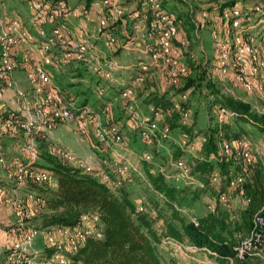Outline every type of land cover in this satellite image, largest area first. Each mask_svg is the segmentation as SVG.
Segmentation results:
<instances>
[{
    "label": "built area",
    "instance_id": "2783aa9c",
    "mask_svg": "<svg viewBox=\"0 0 264 264\" xmlns=\"http://www.w3.org/2000/svg\"><path fill=\"white\" fill-rule=\"evenodd\" d=\"M26 1L32 13L35 34L22 23L6 21L0 16V109L5 107L10 114L3 123V128L4 131H10L16 139L20 137L24 139L21 151L26 159L25 161L15 159L8 164L0 146V166L8 168V173L12 172L15 183L12 193L24 190L26 194V199L20 200L11 195L6 186L0 184V205L13 208L16 217L14 224L4 226L2 223L5 238L0 237V245H5L7 250L6 264H66L61 245L57 244L52 236L48 241L53 250L49 258L43 257L42 252H30L32 242L40 231L26 228L27 221L33 216L31 209L28 208V202L34 200L40 205L43 199L29 189L28 179L33 172V181L36 184L47 182L50 186H55L49 171L34 167V163L40 157L38 138L48 141V136L56 124L73 119L82 134H87V131L93 128L94 135L103 148L102 151L109 156L100 159L97 168L89 161L79 160L66 147L53 145L51 151L61 159L76 164L86 173L99 175L101 181L111 190L123 187V177L127 175L130 165L125 164L124 155L118 152L119 149L124 150L125 146L120 129L111 123L107 127H102L100 122V118L111 111V102L107 100V88L99 85L94 89V94L104 100L98 111L89 108L88 105H76L53 81L49 69L63 70L71 63L82 64L96 78L113 81L114 75L123 66L118 60L107 58L95 50L92 40L101 41L104 47L112 49L118 45L114 28L119 24L124 26L127 20L131 23L132 33L127 35L124 43L118 47L124 51L135 49L147 59H140L139 67L142 72L136 75L133 83L120 91L119 97L123 101L131 103L136 99V85L144 80L147 71L165 67L170 70L173 82L177 83L179 77L186 74V69L179 66L172 57L178 38V27L175 17L164 9L160 0H133L141 2L142 10H134L132 14L126 12L119 0H92L89 5L80 9L72 8L66 0ZM223 5L218 6L221 12L219 21L223 24L221 26H224L223 36L219 38L216 33L213 35L218 55L219 76L225 80L231 79L247 95L259 96L264 104V27L255 30L256 32L252 27V24L258 23L264 16V13L262 14L264 7L253 4L254 8L247 11L242 8L240 2L228 3L226 7ZM97 12H101V15L91 30L83 26L71 28L67 25L71 20L91 22ZM258 13L261 14L260 17L254 20L253 17ZM202 17L207 18L208 13L204 11ZM47 26H51L50 30H47ZM138 41L142 44L139 48L136 46ZM179 43L183 48L189 46L187 37L180 39ZM21 48L27 50L21 55L20 61L16 53ZM20 62L26 65V79L33 90V100H28L26 92L16 85L14 74L20 67ZM186 97L182 95L181 100L184 101ZM175 108H179L178 103L175 104ZM150 111L156 115L159 113L155 112L153 107H150ZM129 113L135 118L132 106H129ZM232 116L233 113L229 110H219L220 122L228 121L227 119ZM187 118L188 113H183V123ZM142 134L146 139L154 135L167 138L170 129L167 126L160 128L158 123L157 126L151 123ZM3 135L4 132L0 130V138ZM237 147L242 159L250 165L252 163L250 144L240 141ZM255 150H264V142L255 147ZM229 151L230 146L223 145V154H228ZM127 152L125 150V157ZM177 160L175 163L181 166L182 175L189 176V179L194 181L192 185L194 184L195 188L203 187L192 175L191 170ZM218 178L216 173L212 181L216 183ZM243 180L241 175L235 177L230 181V188L238 187ZM230 197L221 196L220 205L223 208H231ZM139 211L144 212L145 209L140 207ZM215 211L216 209L212 212ZM252 222L251 230L247 236L239 240L235 248V256L240 262L247 255L250 258H264V215L256 214ZM194 224L198 223L194 221ZM101 229L99 215L92 213L83 215L79 225L73 229L58 228L55 231L61 235L72 234L75 239V246L72 248L74 251L87 237L100 238ZM193 248L194 252L203 250L214 258L218 257L216 253L206 248Z\"/></svg>",
    "mask_w": 264,
    "mask_h": 264
},
{
    "label": "trees",
    "instance_id": "16d2710c",
    "mask_svg": "<svg viewBox=\"0 0 264 264\" xmlns=\"http://www.w3.org/2000/svg\"><path fill=\"white\" fill-rule=\"evenodd\" d=\"M91 1L88 0L87 5ZM176 1L182 5L185 2ZM169 13L175 17L178 27L175 43L180 45V38L188 37V31L185 32L184 28L187 26L194 29V18L188 12L174 14L173 10ZM186 64L188 74L190 69L197 71L198 67L191 61ZM198 71L202 73L201 67ZM69 75H73L79 82H68L66 86H60L64 89L76 87L79 95H89L91 91L84 84V80L89 77L85 66L71 63L66 73V76ZM203 84L208 90L207 96L213 99L212 104L217 105L219 110H229L233 116L229 121L216 122L207 128L203 133L200 157L189 166L192 175L203 185L195 188L192 199L198 200L203 193H209L216 204V211L199 218L197 225L175 208L176 204L185 201L189 191L169 185L162 174H153L148 165L144 164L147 177L165 200L161 203L153 200L148 211L140 212L128 190L122 188L116 192L109 189L100 177L86 173L76 164L56 156L51 151V145L38 138L40 157L34 167L49 171L55 186L47 182L36 184L33 172L28 179L29 189L43 199L40 205L37 204L42 209L34 216L40 221V227L35 229L49 232L58 228L73 229L79 225L83 215L92 213L99 215L102 225L101 237H87L77 250L68 254V264H164L157 251L163 238L188 243L199 249L206 248L218 255L216 261L219 264H249L236 258L235 248L239 240L251 230L254 216L258 213L264 215V150L256 151L253 148L264 142V112L254 110L249 102L223 93L210 79L204 82L201 78L187 81L183 89L178 90L172 98L169 97L170 92L148 93L146 102L161 114L163 127L167 126L171 131L179 128L183 135L192 140L195 136L193 124L183 123V113L188 112V106L181 100V96L186 95L189 89L203 87ZM176 103L179 104L178 109L175 108ZM9 115L7 108L0 109V130L4 132L0 141L3 138L16 139L3 128ZM255 137L259 142L254 145L252 141ZM240 141H246L251 146L250 165L241 157L237 147ZM223 145L230 146L228 154H223ZM183 155V150L175 146L173 159H180ZM216 173L219 178L214 183L212 178ZM240 175L244 179L243 183L231 189L230 181ZM233 194L241 196L243 206L223 209L220 205L221 196ZM152 210L156 211V216L151 214ZM160 220L163 223L161 232L156 228V222ZM3 249L7 254L6 247ZM52 252L48 248V255Z\"/></svg>",
    "mask_w": 264,
    "mask_h": 264
},
{
    "label": "rangeland",
    "instance_id": "374dc122",
    "mask_svg": "<svg viewBox=\"0 0 264 264\" xmlns=\"http://www.w3.org/2000/svg\"><path fill=\"white\" fill-rule=\"evenodd\" d=\"M66 1L72 8L78 6L75 5L76 3L73 1H77L81 4H87L88 2V0ZM160 1H162L166 11L173 12L174 10V14H176V12L185 14L188 12L191 17L193 16V20L195 21L194 29L188 28L187 26L185 28L182 27L184 28L185 32L186 30L188 31L189 35L187 34V38L189 40V46L183 48L176 44L175 49L172 52V57L174 60L176 59L179 66L186 69L187 74H185L186 76L184 78L180 76L177 83L173 82L170 70L166 69L165 67H162L161 69H152L147 71L144 74V80L136 85V99L133 102L130 103L123 101V99L119 97L120 91L130 83H133L136 75L142 72L139 67V62L140 59L146 58V56L135 49L131 51H124L118 47L124 43L127 35L132 33L131 23L128 20L124 26L119 24L113 30L115 36L118 39L117 46H114L112 49H107L103 45L93 43L95 46L97 44L99 52H101L103 56L118 60L123 68L114 75V80L109 82L96 78L85 67L87 69V73H89V77L88 80H84V84L86 85V88L91 91L89 95L88 93L86 95L88 99H86L84 95H79V90L76 89V87L64 89L60 86H66L68 82H73L74 84L79 82L77 78L72 77L73 75L66 76L68 67L63 70L49 69V72L51 73L53 81L63 89L66 96L71 98L76 103V105H88L89 108H92L95 111H98L101 108V104H103L102 101L104 100L99 99L94 94V89L99 85L107 88V100L111 102V111L109 112L110 114L102 116L100 118V122L103 125L102 127H107L111 123L120 129L125 146L123 148L124 150L119 149L118 152H120L121 155H124L125 164L130 165L127 175L123 177V187L119 189L115 188L113 191L118 192L122 188L128 190L131 200L138 207V210L140 207H143L145 212L148 211L150 208L149 205H151L153 200H157L159 203L164 202V196L158 194L147 177L144 166L145 163L149 166L153 174L160 173L164 175L165 180L169 185L180 190L185 189L186 191H189L185 201L182 204H176L175 208L190 222L194 223V221L197 222L199 218L211 213L215 209L216 204L213 197L209 195V193H203L201 197L198 198V200L192 199V193L195 191L194 184L192 185L194 181L189 179V176L187 177L186 175H182V171L180 170L181 166L178 163H175L176 161L173 159V154L175 152V146L182 149L184 155L177 161L187 166L188 170H190V164L193 163L195 159L200 157L201 147L204 143L203 133L209 126H213L216 124V122H220L219 109L217 105L215 106L212 104L213 99H210L207 96L208 90L204 85L206 83H204L203 87L199 89H189L186 93L187 97L183 101L188 106V118L184 124H193V134L195 135L193 139L189 140V137L183 135L179 128H176L172 131L170 130V134L167 138H161L159 135H154V137L146 139L142 133L147 128H149L151 123H155L156 126L158 123L160 128H163V118L161 114L158 113V115H156L154 112L150 111V107L146 102V96L151 92H157L159 94L170 92L169 97L172 98L173 95L175 96L177 94L176 92L178 90L183 89L187 81L200 80L201 78V80L206 82L208 79H210L214 84H216L217 87L223 90V93L234 96L239 100L249 102L251 103L254 110L263 112L264 104L259 96L247 95L236 84H234L231 79L225 80L219 76L217 67L218 55L215 49V39L213 35L216 33L220 38L223 36L224 32V26H221L223 24H221L219 21V14L221 12L218 6L225 3L232 4L234 2H240L242 8L248 11L249 9L254 8L252 7L253 4H260L264 7V0H184L185 2H183V5L177 3L176 0ZM134 2L136 4L135 8L141 11V2ZM122 5L124 6V4ZM125 10L128 14H132L134 12L133 10L130 11L127 8H125ZM204 11L208 13L207 18L202 17V13ZM263 13L264 12H262V14ZM260 15L261 14L259 13L256 14L253 17L254 20L257 19L258 16L260 17ZM0 16L6 21H18L22 23L26 29L35 34V28L32 25V13L28 9L26 0H0ZM67 25L71 28H76L83 25L87 29L91 30L95 25V22H79L78 20H71L67 22ZM180 25L182 26V24ZM263 25L264 16L260 18L258 23L252 24L254 32H256L255 30H259L261 27H264ZM46 28L47 30H50L51 26H47ZM122 31H124V33ZM141 45L142 44L139 43V41L136 44L138 48ZM26 50V48H21L17 51V58H19L20 61L21 55ZM190 61L198 68L197 71H195V69H190L188 74L186 63H189ZM20 65L25 64L20 62ZM199 67H201L202 73L198 71ZM20 70L26 73V69L23 67L20 68ZM59 75L62 76L57 77ZM16 85L18 88H21L26 92L28 100L34 99L33 90L29 83L25 85L27 88H24L25 86H21V84H19L17 81ZM129 106L133 107L135 118L129 113ZM227 120L229 121L230 118ZM224 121L226 120H223L222 122ZM87 132V134H82L80 131H78L75 119L71 121L59 122L51 130L48 136L49 139L46 142L51 146L60 145L62 147H66L71 152H73L79 158V160L89 161L92 166H96L97 168L100 163V159L109 156L106 154V152L102 151L103 148L101 147V143H99L95 137L93 128H90ZM257 142L259 141H257L256 137L253 138L252 143L255 145ZM23 143L24 139L21 137L15 140L11 138L1 139L0 145L8 164H10L15 159L22 161L26 160L24 159L22 155L23 153L21 151V146L24 145ZM253 148L255 149V147ZM125 150L128 151L126 157ZM4 168L5 169H3V166H0V174L2 169L4 172L9 170L6 167ZM39 169L41 170V168ZM96 176L99 177V175ZM0 184L6 186L9 190V193L16 198L20 200L26 199L24 190H19L12 193L15 183L13 181L11 171L6 173V178L5 175H2V177L0 175ZM230 202L231 208L233 209L240 208L244 204L243 199L238 194H233L230 197ZM28 204V208L31 209L33 216L27 221L26 228H39L40 221L34 216H36L37 212H40L42 208L38 207L34 200L29 201ZM0 209V214L2 215V217H0V220H2V222H0V228L5 229L3 224L4 226L7 224H14L16 217L15 213L13 212V208L2 206ZM151 214L156 216V211L152 210ZM162 225L163 223L161 220L156 222V228L159 230V232H161ZM51 236L54 238L53 240H55L57 244L61 245L62 254H64L66 257V264H68V254L72 252V248L75 246V239L72 237V234L61 235L56 231H40V233L36 235L34 241L32 242L30 252H42L43 257L49 258L51 254L48 255L47 250L48 248L52 247V245L48 242ZM82 243L83 242H81L79 245ZM193 247L194 246L188 243H180L169 238H163L161 243L157 246V251L164 264H219L216 261L217 257L214 258L203 250L194 252ZM245 257L246 258L242 260V262H248L249 264H264V258H250L248 255ZM0 264H6V254L4 251L0 252Z\"/></svg>",
    "mask_w": 264,
    "mask_h": 264
},
{
    "label": "crops",
    "instance_id": "0c3cea01",
    "mask_svg": "<svg viewBox=\"0 0 264 264\" xmlns=\"http://www.w3.org/2000/svg\"><path fill=\"white\" fill-rule=\"evenodd\" d=\"M122 4H124V6H125V8H127V9H129L130 11L131 10H137L135 7H136V4H135V2L133 1V0H119ZM74 3H76L75 5H78L77 7H75L76 9H80V8H83L85 5H87V4H81V3H79V2H77V1H73ZM101 15V12H97V13H95L94 14V17H93V19H92V21L91 22H95L96 23V21H97V18L99 17ZM80 22V21H79ZM83 26V25H82ZM86 26V25H85ZM84 27V26H83ZM77 28V27H76ZM86 28V27H85ZM94 41V42H93ZM92 43H97V44H100V45H103L101 42H98V41H96V40H92ZM97 44H96V46L94 45V49L95 50H97V51H99V49H98V46H97ZM21 67H19V72H18V70H16V72H15V74H14V78H15V81H17L19 84H21V86H25L26 84H28L27 82V79H26V73L24 72V71H21L20 70V68H24V69H26L27 70V68L25 67V65H20ZM21 75V76H20ZM24 88H27V86H25ZM3 169H5L4 167H3ZM2 169V171H1V177H2V175H5V178H6V173L8 172L7 170L4 172V170ZM0 207H2V206H0ZM1 210V209H0ZM0 217H2V215L0 214ZM0 222H2V220H0ZM4 222V221H3ZM0 237H1V239H4L5 238V229H3V228H0ZM3 245H0V252L1 251H4V249H3Z\"/></svg>",
    "mask_w": 264,
    "mask_h": 264
}]
</instances>
